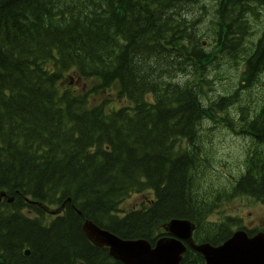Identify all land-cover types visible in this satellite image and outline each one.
Masks as SVG:
<instances>
[{"label": "trees", "instance_id": "obj_1", "mask_svg": "<svg viewBox=\"0 0 264 264\" xmlns=\"http://www.w3.org/2000/svg\"><path fill=\"white\" fill-rule=\"evenodd\" d=\"M262 12L264 0H0V264H120L86 239L87 218L151 243L184 218L196 240L223 241L234 219L202 225L213 198L264 203V27L238 48ZM217 54L244 62L238 87H262L222 118L248 140L225 187L199 157L202 115L228 105L205 103ZM145 191L154 202L119 215ZM181 264L202 259L186 250Z\"/></svg>", "mask_w": 264, "mask_h": 264}, {"label": "water", "instance_id": "obj_2", "mask_svg": "<svg viewBox=\"0 0 264 264\" xmlns=\"http://www.w3.org/2000/svg\"><path fill=\"white\" fill-rule=\"evenodd\" d=\"M192 227L191 222L181 219H171L164 226L170 235L188 243L191 242ZM82 230L96 245H108L109 253L123 264H179V254L183 251L181 242L173 237H161L154 247H151L143 239L123 240L100 230L90 222H84ZM248 242L244 243L243 233L238 231L222 246L211 247L209 244H202L196 248L205 255L208 264H264L263 234H257ZM25 253L29 252L26 250Z\"/></svg>", "mask_w": 264, "mask_h": 264}, {"label": "rangeland", "instance_id": "obj_3", "mask_svg": "<svg viewBox=\"0 0 264 264\" xmlns=\"http://www.w3.org/2000/svg\"><path fill=\"white\" fill-rule=\"evenodd\" d=\"M204 1L206 4H209L210 0ZM209 19H211V15H204V20L208 21ZM249 22L251 23V33L246 37L247 41L245 42L244 47H250L252 41L258 37L259 33L263 29L264 12L257 20H255V17H250ZM202 25L204 27L205 23L202 22ZM210 74L213 77L214 89L210 91L206 85L203 87L205 90H207V97L211 100H214L220 93H223L225 91H231L237 84L238 73L236 69L232 66V60L226 58V56H223L219 60L217 66L211 69ZM182 80H184V78ZM251 92L253 93L248 94V92L246 91L239 92V95H241L245 99H249L252 98V95L257 92V89L253 88V91ZM231 109L234 110L235 107L231 106ZM219 132L223 131L219 129L215 130V134L213 137V140L215 141L212 144V154L214 155V159L211 157V150L207 152L208 158L215 162L213 170L211 171L214 172V168H217L218 170L224 172L225 169L222 166L225 163L227 165V160H232V164L228 167V170L232 173H236L239 169L236 160H240V152L237 153V148H239L240 142L236 141L235 138L232 137V135L227 136V133L223 132V135L226 139V142L223 143L225 139H223V136L221 134L219 136ZM242 139L244 138H240V140ZM141 199H144V197L135 194L131 195L123 201L121 208L126 210V208H128L129 206L134 207ZM220 209H223L225 214H232L235 215L237 218L240 217L241 225L243 224L245 226H248L249 228L264 227V204L252 201L247 197L238 196L233 198L232 200L230 199L227 202L222 203ZM213 217H215V215Z\"/></svg>", "mask_w": 264, "mask_h": 264}, {"label": "flooded vegetation", "instance_id": "obj_4", "mask_svg": "<svg viewBox=\"0 0 264 264\" xmlns=\"http://www.w3.org/2000/svg\"><path fill=\"white\" fill-rule=\"evenodd\" d=\"M257 231H252V233L251 234H249V235H253V234H255Z\"/></svg>", "mask_w": 264, "mask_h": 264}]
</instances>
